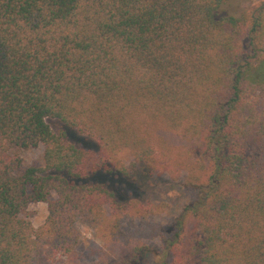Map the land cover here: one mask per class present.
I'll list each match as a JSON object with an SVG mask.
<instances>
[{"label":"trees","instance_id":"trees-1","mask_svg":"<svg viewBox=\"0 0 264 264\" xmlns=\"http://www.w3.org/2000/svg\"><path fill=\"white\" fill-rule=\"evenodd\" d=\"M229 1L0 0V264H148L153 240L155 264H264V0ZM95 174L166 175L192 200L163 230L165 204Z\"/></svg>","mask_w":264,"mask_h":264},{"label":"rangeland","instance_id":"rangeland-1","mask_svg":"<svg viewBox=\"0 0 264 264\" xmlns=\"http://www.w3.org/2000/svg\"><path fill=\"white\" fill-rule=\"evenodd\" d=\"M248 5L249 2L247 1L230 0L229 4L226 6V10L230 14L238 15L242 10L247 8ZM45 121L54 133L57 134L60 131H64L68 141L73 142L81 148L97 151L96 144L86 135L77 132L75 129L65 127L56 119L47 118ZM42 153V146L21 151L20 156L23 160V166L42 167ZM120 157L122 161L128 165L130 161L129 156L126 153H122ZM133 175L136 176V173H132V176ZM84 182L101 184L112 189L115 193V197L121 202H125L132 197H137L143 202L165 204L166 210L162 214L153 217V221L163 230L171 226L174 220L180 215L183 208L191 202L193 195L191 191L183 186L181 180L173 181L166 175L149 176L143 183H139L138 181H133L123 176L95 174L84 180ZM28 211L30 213L29 218L32 226L38 228L47 216V205L45 203L30 204ZM76 227L79 231L81 241L78 251L81 255L85 256V249L88 243L94 241L96 230L79 222L76 223ZM146 244L148 247L147 253L145 254V258L148 260L147 263L155 264L159 259L157 255L161 252V244L158 240L147 241ZM87 261L90 262L92 260L90 259Z\"/></svg>","mask_w":264,"mask_h":264}]
</instances>
